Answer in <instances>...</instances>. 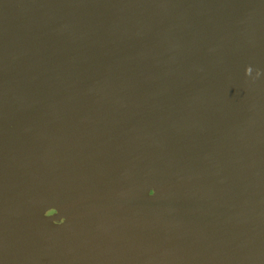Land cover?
Returning a JSON list of instances; mask_svg holds the SVG:
<instances>
[{"label":"water","instance_id":"water-1","mask_svg":"<svg viewBox=\"0 0 264 264\" xmlns=\"http://www.w3.org/2000/svg\"><path fill=\"white\" fill-rule=\"evenodd\" d=\"M0 264H264V0H0Z\"/></svg>","mask_w":264,"mask_h":264},{"label":"clouds","instance_id":"clouds-1","mask_svg":"<svg viewBox=\"0 0 264 264\" xmlns=\"http://www.w3.org/2000/svg\"><path fill=\"white\" fill-rule=\"evenodd\" d=\"M247 73H249V74L251 73V68L247 69ZM150 193H151L150 195L154 194L153 192H150ZM63 223H64V221L62 223H60V224H63Z\"/></svg>","mask_w":264,"mask_h":264}]
</instances>
